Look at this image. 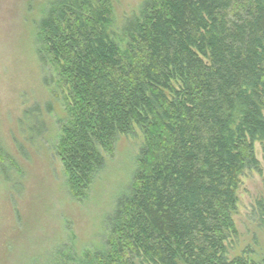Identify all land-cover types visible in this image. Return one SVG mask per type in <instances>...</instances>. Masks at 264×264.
<instances>
[{
  "label": "trees",
  "instance_id": "trees-1",
  "mask_svg": "<svg viewBox=\"0 0 264 264\" xmlns=\"http://www.w3.org/2000/svg\"><path fill=\"white\" fill-rule=\"evenodd\" d=\"M116 2L53 0L38 24L67 91L56 148L69 194L86 195L117 135L137 127L144 141L108 220V253L65 257L245 264L227 242L239 177L264 142V0H145L115 28Z\"/></svg>",
  "mask_w": 264,
  "mask_h": 264
},
{
  "label": "rangeland",
  "instance_id": "rangeland-1",
  "mask_svg": "<svg viewBox=\"0 0 264 264\" xmlns=\"http://www.w3.org/2000/svg\"><path fill=\"white\" fill-rule=\"evenodd\" d=\"M51 1L0 0V264H72L65 255L107 254L108 220L130 190L144 142L137 127L117 135L86 195L69 194L56 148L67 91L38 29ZM144 1L118 0L115 28ZM253 158L256 164L239 177L232 214L237 234L227 242L228 259L245 264L264 260V223L255 208L263 191L264 142L253 143Z\"/></svg>",
  "mask_w": 264,
  "mask_h": 264
}]
</instances>
